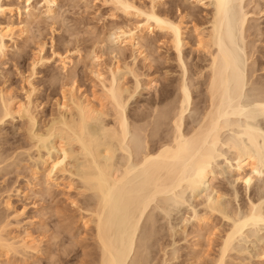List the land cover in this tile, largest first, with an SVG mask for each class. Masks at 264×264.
Listing matches in <instances>:
<instances>
[{
	"label": "bare ground",
	"instance_id": "obj_1",
	"mask_svg": "<svg viewBox=\"0 0 264 264\" xmlns=\"http://www.w3.org/2000/svg\"><path fill=\"white\" fill-rule=\"evenodd\" d=\"M20 1L28 3L26 20L16 24L11 17L13 12L21 17L20 7H14L12 0H0V59L7 55L8 42L26 36L29 24L40 14L51 19L56 14V0H39L43 2L40 13L32 6L35 0ZM99 1L129 20L128 17L137 19L131 26L116 27L111 35L112 42L132 50L133 60L135 55L147 59L144 52L149 48L145 46H151L156 37L167 39L182 69L176 89L171 92L166 89L162 96L150 101L149 109L129 115L128 103L140 86L138 71L133 66L135 60L132 64L113 63L105 72L93 70L100 87L98 91L91 90L88 94L74 87V83L64 84L56 103L57 113L52 114L44 130L36 131L38 123L32 100L36 88L32 77L36 67L50 58L44 53L45 43H41L25 79V98L17 100L9 90L0 92V122L16 117L25 122L29 147L38 153L36 160L44 157L41 149L47 150L46 156L40 159L44 178L41 182L36 180L40 190L60 186L57 181L60 178L66 191L75 190L76 195L84 197L81 203L75 199L70 202L79 213V226L93 244L94 257L86 264H126L131 256L135 264H145L147 257L142 241L164 230L161 224L156 225L159 219L153 210L165 212L170 201L183 200L185 191L197 193L211 183L216 175L213 163L225 156L224 149L233 152L227 161L234 168L236 181L249 187L254 177L264 174V134L254 123L255 117L264 116V75L254 79L264 57L256 41L247 40L252 34L264 35L255 17L264 9L257 0H190L197 5L193 7L206 9L209 17L200 25L192 21V43L202 55L198 56L192 77L187 81L182 48L189 43L184 18L198 21L196 12L189 11L174 19L157 9L162 0H148L146 5L137 3L138 0ZM52 56L57 57L61 69L66 71L68 57L54 50ZM260 70L264 71V63ZM127 75L134 78L132 88L125 83ZM247 83L254 97L245 101ZM194 98L203 102L202 107ZM191 110L198 116L196 119L187 117ZM226 131L230 132L224 135ZM2 158L0 163L4 161ZM37 169L31 172L33 180L37 179ZM210 190L198 204L202 212L193 210L192 217L199 231L216 214L229 220L213 261V264H224L235 237L249 225L264 223V207L251 201L242 213L235 214L222 201L221 191L214 187ZM5 191L1 203L8 214L0 217V250L5 255L14 253L26 257L29 252L40 255V241L29 226L23 225L24 209L13 208L11 188ZM139 227L145 234L141 240L137 237ZM13 229L21 230L13 234ZM204 236L209 242V230Z\"/></svg>",
	"mask_w": 264,
	"mask_h": 264
},
{
	"label": "rangeland",
	"instance_id": "obj_2",
	"mask_svg": "<svg viewBox=\"0 0 264 264\" xmlns=\"http://www.w3.org/2000/svg\"><path fill=\"white\" fill-rule=\"evenodd\" d=\"M257 1L264 9V0ZM136 2L146 5L148 0ZM191 2L190 0H162L157 7L159 11L169 13L168 15L174 19L189 11L196 12L199 17L198 21L188 16L184 18L188 27L186 40L189 43L182 48L184 62L188 70L185 75L187 81L192 77L191 71L194 70L193 66L197 60L199 61L198 56L202 55L195 51L190 27L193 22L198 25L203 24L205 19L209 17L206 14V9L202 6L193 7L196 4H191ZM12 3L14 7H20L22 11L21 17L13 12L12 20L16 24L20 21L25 22V9L28 3L20 0H12ZM42 4L43 2L35 0L32 6L36 12L40 13L43 11ZM248 9L250 10V7ZM54 11L56 14L52 19L40 14L35 21L29 24L28 35H23L16 42L9 41L7 55L0 59V92H6V90L8 92L9 90L10 94L16 96L17 100H23L27 89L25 79L30 74V64L36 56L37 48L41 43H45L44 53L50 57L49 61L43 65H38L36 73L32 77L33 85L36 88L32 97L38 123L35 126L36 131L41 128L44 130L52 114L57 113L56 103L61 97L60 93L64 84L67 86L71 84L70 86H72L74 83V87H79L80 91L88 94L92 92L91 90L98 91L100 87L93 70L99 69L105 72L107 67L113 63L118 65L132 64L135 60L133 66L136 72L138 71L140 86L128 103L129 115H133L136 111L149 109L150 101L162 96L166 89L170 92L176 89L182 69L178 67L179 62H177L176 53L166 38L163 40L162 37L158 36L156 37L158 39L151 46H145V48H151L150 50L145 49L144 54L148 55L147 59H143L141 55H135L134 60V55L129 47L122 48L111 41L112 32L116 30V27L133 25L137 21L134 17H128L129 20L121 15V12L114 11L111 6L103 4L99 0H56ZM255 17L258 27L264 31V12ZM203 26L206 27L207 25L204 24ZM262 36L252 34L250 35L251 38L247 37V40H255L256 46L261 48V56L264 57V41H262L264 37ZM53 50L55 53L58 52V54L68 57L66 71L61 69L57 57L52 56ZM261 60L264 61V58ZM262 61L259 62L260 68L261 64L264 63ZM260 68L255 73L254 79L264 75V71ZM149 81H152L151 84ZM125 83L132 88L135 85L134 78L127 75ZM250 86V83H247L244 87L246 94H244L243 100L246 99L245 101L254 97ZM201 91L204 94V89ZM194 100L198 101L196 98ZM195 101H193V105L196 103ZM201 102H199L200 107L203 105ZM189 116L195 119L198 117L193 110L189 114L187 112V117ZM189 118L187 121L191 123ZM254 123L264 134V116L255 117ZM23 124L25 122L17 117L13 120L0 122V156L4 157L3 163H0V203L6 195L5 189L11 188L12 206L17 210L24 209L22 218L25 224H22L29 226L33 236L40 241L41 252L40 255L29 252L30 255L27 253L25 257V255L14 253L5 255L6 253L0 250V264H86L94 257L93 244H91L92 241L87 237L88 235L82 226H79V213L70 202V200L75 199L81 203L84 201V197L76 195L75 190L66 191L62 187L64 181H61L60 178L57 180L58 183L60 182V186L52 185L47 190H40L37 181L39 179L41 182L44 178L42 160L40 159H43L48 152L46 149H41V157L42 155L44 157L36 160L38 153L35 148H30L31 143L28 135H25L27 133ZM229 132L226 131L224 135L229 134ZM23 148L28 152H24ZM224 151L225 156L218 158L213 163L216 175L211 183L202 186L197 193L185 191L183 200L179 203L170 201L169 206L166 205L167 207H165V212L153 210L160 222L156 225L161 224L164 230H161L159 234L154 233L142 241V247L144 245L142 249L147 257L145 264H191L193 262L196 264H213L217 257L220 237L227 231L229 220L221 219L216 214L199 231L192 217L193 210L197 213L202 212V207L198 204L211 191V187L223 193L222 201L224 200L225 204H229L230 209L228 207V210L234 211L235 214L242 213L251 201L260 207H264V174L261 173L254 177L249 187L244 186L234 179V168L227 161H230L233 152H227L226 149ZM2 157L0 159H3ZM6 158L7 161H5ZM34 168H38L39 171H37V179L33 180L31 172L35 170ZM16 190L19 192L17 193ZM7 212L1 203L0 217L6 216ZM20 230L15 229L13 234ZM207 230H209V242L204 236ZM143 235H145L143 228L140 229L139 227L137 237L141 240L142 237L144 239ZM55 236H57L56 239ZM131 257L127 259L126 264H135ZM224 264H264V223L249 225L235 237Z\"/></svg>",
	"mask_w": 264,
	"mask_h": 264
}]
</instances>
